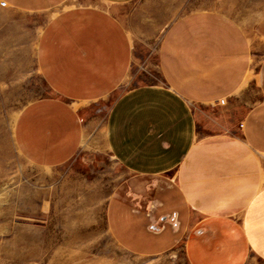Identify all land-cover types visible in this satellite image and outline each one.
<instances>
[{"label":"crops","instance_id":"0c3cea01","mask_svg":"<svg viewBox=\"0 0 264 264\" xmlns=\"http://www.w3.org/2000/svg\"><path fill=\"white\" fill-rule=\"evenodd\" d=\"M135 1L0 0L43 17L36 61L51 90L18 114L14 146L34 167L68 163L83 106L153 55L160 82L119 93L107 115L106 147L129 174L106 202L111 238L141 257L181 244L192 264L264 263V0L126 17ZM254 82L262 100L251 106Z\"/></svg>","mask_w":264,"mask_h":264},{"label":"rangeland","instance_id":"374dc122","mask_svg":"<svg viewBox=\"0 0 264 264\" xmlns=\"http://www.w3.org/2000/svg\"><path fill=\"white\" fill-rule=\"evenodd\" d=\"M131 7L126 17L138 9L153 19L201 5L195 0H136ZM43 28L42 16L0 2V264H192L181 244L158 256L130 254L114 242L105 223L107 200L129 178L105 144L109 107L119 93L137 84L160 82L153 55L144 52L134 59L113 95L83 106V143L68 163L42 169L17 152L13 127L18 114L51 94L36 61ZM243 98L251 106L261 102L255 82ZM245 264L264 263L250 258Z\"/></svg>","mask_w":264,"mask_h":264}]
</instances>
